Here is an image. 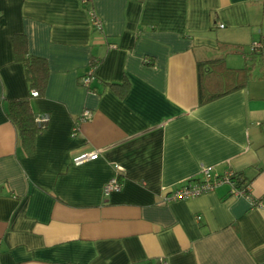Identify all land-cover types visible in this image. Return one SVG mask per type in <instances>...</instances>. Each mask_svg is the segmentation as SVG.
Returning a JSON list of instances; mask_svg holds the SVG:
<instances>
[{
	"label": "crops",
	"instance_id": "1",
	"mask_svg": "<svg viewBox=\"0 0 264 264\" xmlns=\"http://www.w3.org/2000/svg\"><path fill=\"white\" fill-rule=\"evenodd\" d=\"M17 35L47 60L37 95ZM260 38L264 0H0V264H264V48L243 88L200 102L198 79L218 41L244 46L225 55L240 67ZM28 96L50 114L31 152L7 114ZM202 165L251 197L165 200Z\"/></svg>",
	"mask_w": 264,
	"mask_h": 264
},
{
	"label": "trees",
	"instance_id": "2",
	"mask_svg": "<svg viewBox=\"0 0 264 264\" xmlns=\"http://www.w3.org/2000/svg\"><path fill=\"white\" fill-rule=\"evenodd\" d=\"M17 56L23 59L26 66L27 78L31 89H36L38 94L45 88L49 75V67L46 58L31 55L27 51V42L24 35H17ZM264 40V38H263ZM263 47L256 51L246 53L247 63L240 67H231L226 63L227 53H244V46L240 43L218 41V53L199 60L198 79L200 102L210 101L231 91L243 88L253 77L255 63L262 60ZM94 65V62H92ZM7 114L15 125L21 142L27 152L33 149L35 136L43 128L35 121V115L30 96L13 98L9 100ZM238 185L245 181L237 173Z\"/></svg>",
	"mask_w": 264,
	"mask_h": 264
},
{
	"label": "built area",
	"instance_id": "3",
	"mask_svg": "<svg viewBox=\"0 0 264 264\" xmlns=\"http://www.w3.org/2000/svg\"><path fill=\"white\" fill-rule=\"evenodd\" d=\"M84 5H87L91 0H81ZM88 12L91 16V21L93 26L96 29L101 28V20L95 14L93 8H88ZM223 25V24H222ZM264 40L263 39H256L253 40L250 44L249 51H256L263 47ZM92 71L89 72L87 75L84 76L83 80L85 83H88L92 78ZM33 95H37V90H33ZM90 116V111L86 109L84 114L81 116L79 120L75 123L74 132L78 128L77 125L80 121L87 119ZM50 114L49 112H42L35 115L36 123L44 128L47 121L49 120ZM99 156L98 149H91V150H80L73 155V162L76 164L82 163L86 160L95 159ZM227 183L231 187V192L235 195L245 194L248 197L250 196L249 193V186L247 188H241L238 185V178L237 172L232 169H229L223 173H218L214 171V167L210 165H202L201 166V175L200 176H192L187 178L180 186L176 187L175 189L171 190L166 196L165 200H178V199H188L195 196H198L202 193L209 192L210 190L215 189L218 185ZM123 186V180L116 175L109 179L104 185V194L108 195L113 190H119ZM200 218V216H197ZM162 264H166L163 262Z\"/></svg>",
	"mask_w": 264,
	"mask_h": 264
}]
</instances>
